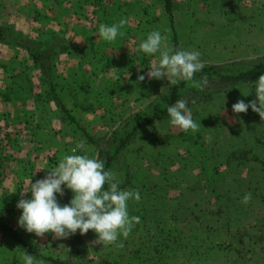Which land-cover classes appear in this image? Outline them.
<instances>
[{
	"label": "rangeland",
	"instance_id": "374dc122",
	"mask_svg": "<svg viewBox=\"0 0 264 264\" xmlns=\"http://www.w3.org/2000/svg\"><path fill=\"white\" fill-rule=\"evenodd\" d=\"M51 2V12L30 9L16 27L1 26L9 32L10 40H47L54 35L69 42L70 51L55 63L56 91L75 122L94 136L110 134L129 115L146 112L167 100L172 84L167 79L146 77L158 55L138 50L139 43L153 30L167 36L172 47L175 36L180 49L199 51L204 65L244 70L264 59V0H173V27L160 0H88L90 11L77 19L62 9L58 0ZM121 18L128 20L120 29L122 36L113 42L99 37L100 24L111 25ZM85 24L92 28L91 33L85 32L87 27L84 33L76 27ZM73 29L81 41L78 48L74 38L68 37ZM89 38L92 49L85 47ZM88 55L95 58V69L92 64L80 71L82 61L78 68L71 67L72 60ZM18 59L21 72L34 77L35 109L42 106L49 120L62 123L59 133L63 141L53 142L58 159L55 153L46 154L45 168L41 166L37 172V179H42L85 139L75 125L62 120L58 109L49 114L47 105L53 102L37 77L39 71L25 52L19 50ZM113 73L120 78L113 79ZM138 75H145V80L139 82ZM90 77L98 87L92 93L87 91ZM60 78L65 80L58 82ZM73 87L88 96L73 94ZM238 99L246 103L255 99L253 85L228 90L194 106L193 120L201 123L195 133L182 132L169 122L139 133L113 171L121 189L139 191L140 201L130 200L128 210L130 216L140 217V223L126 240L120 237L123 248L96 244L92 231L83 238L84 264H264V121L251 108L247 113H233L232 105ZM36 119L42 120L39 115ZM86 145L88 154L96 157L95 150ZM77 154L82 153L78 150ZM249 192L252 200L245 205L241 201ZM71 196L65 188V195L57 199L66 204ZM21 212L16 210L10 226L28 247L42 258L66 260L73 235L57 240L51 233L43 238L27 233L18 226ZM24 253L0 234V264H24Z\"/></svg>",
	"mask_w": 264,
	"mask_h": 264
},
{
	"label": "clouds",
	"instance_id": "9594fccd",
	"mask_svg": "<svg viewBox=\"0 0 264 264\" xmlns=\"http://www.w3.org/2000/svg\"><path fill=\"white\" fill-rule=\"evenodd\" d=\"M128 20L121 18L111 25L100 24L98 35L106 42H113L117 36L124 33L120 31ZM138 50L147 55H158L148 67L146 77L148 80L156 79L177 85L181 81L191 82V86L203 91L209 84L207 76L199 80L194 79L204 64L200 60L201 53L197 50L174 49L168 43V37L159 30L151 31L146 39L138 45ZM113 79H119L112 74ZM138 81L145 80V75H138ZM253 83L255 99L246 103L238 99L232 105L233 113H247L248 109L257 113L264 121V74L259 75ZM195 104L196 100L192 99ZM189 100L179 99L167 107L170 117L169 123L182 132L199 131L201 123L193 120ZM78 150L82 154H77ZM70 155H64L58 164L42 179L35 182L31 180L20 192V199L16 205L22 210L18 219V226L27 233H34L43 238L45 234H53V238L67 239L79 233L85 235L92 230L97 239L96 244L108 246L115 245L123 248L124 244L118 242L122 236L125 240L130 235L140 217L130 216L128 202L140 201L138 190L121 189L117 174L111 169H105V162L88 154L86 142L81 140L71 149ZM65 188L72 193L66 204H61L57 196L65 195ZM28 193L30 198H25ZM252 200V194L246 193L242 203L247 205ZM24 264H44L43 260H36L32 254L24 253Z\"/></svg>",
	"mask_w": 264,
	"mask_h": 264
},
{
	"label": "crops",
	"instance_id": "0c3cea01",
	"mask_svg": "<svg viewBox=\"0 0 264 264\" xmlns=\"http://www.w3.org/2000/svg\"><path fill=\"white\" fill-rule=\"evenodd\" d=\"M51 1L0 0V26L13 25L16 27L17 23L23 21V15L27 14L30 9L39 12L43 9L51 12L53 7ZM58 1L62 3V9L73 13L75 19L79 16L85 17L86 13L90 11V8L86 6L88 0ZM66 1L69 2L67 6L65 5ZM45 6L47 9H45ZM77 12L80 15H77ZM76 27L82 28L81 33H84L83 29L86 27L85 32H88V34L93 31L86 24L84 26L77 25ZM76 35L77 32L74 29L68 33V37L74 38V45L78 48L81 41L78 40ZM85 47H91L92 49L90 38ZM18 55V49L0 44V219L7 221L11 229L10 224H13L16 219V205L21 198L20 192L30 180L32 182L37 180V172L40 171V167L45 168L46 154H53L58 150L53 147V142L63 141V139H60L59 133L60 130L63 131V128H61L62 123L49 120L48 113L47 115L44 114L42 106L35 109L33 97L34 77L28 74L27 71L21 72L23 69L19 67ZM80 61L84 63V67L79 68L80 71L92 64L95 69L96 60L90 55L72 60L71 67L78 68ZM37 77L40 78V76ZM64 80L60 78L58 82ZM87 82H93L92 78H87ZM95 82L97 81L95 80ZM95 82L91 83L90 88L87 89L89 93L97 90L98 87ZM73 89L76 91L73 94L79 92V97H82V95L88 96L86 91L85 93L81 92L78 87H73ZM47 109L49 114L52 113L53 115L55 109L57 110L53 103L47 105ZM79 113H81V110ZM37 115L42 120L36 119ZM79 116L85 118L81 114ZM82 120L86 122L85 119ZM49 129L55 130L49 133ZM39 148L40 150H38ZM58 155L59 153H55L56 158ZM28 197H31L30 193L25 198ZM4 237L8 239L6 236Z\"/></svg>",
	"mask_w": 264,
	"mask_h": 264
},
{
	"label": "trees",
	"instance_id": "16d2710c",
	"mask_svg": "<svg viewBox=\"0 0 264 264\" xmlns=\"http://www.w3.org/2000/svg\"><path fill=\"white\" fill-rule=\"evenodd\" d=\"M165 14L167 15L171 27L174 25L173 20V0H160ZM48 39H22L19 41L10 40L9 32L0 26V43H7L15 46L19 50L25 52L27 60H29L33 68L40 73V81L46 85L47 95L54 103L58 111L62 114V120H68L75 125L80 131L85 141L95 150L96 157L105 162V169L113 171L122 152L129 146L139 135V133L147 128H151L156 124H163L170 121L167 113V107L175 103L179 99L189 100L188 107L192 109L194 106L206 103L212 98L228 90L238 89L242 87L252 86L259 75L264 74V59L244 70L231 69L223 65L206 64L204 68L195 74L194 79L199 80L207 76L208 86L200 91L191 86L189 81H181L177 85L169 87L167 100L162 105H154L146 112H136L126 118L119 129L103 136H94L87 132L82 126L78 125L74 118L63 105L56 91V83L54 81L55 63L61 54L70 51V46L64 38L54 35L48 36ZM173 48L180 49L176 37H173ZM195 99L196 103H191ZM92 230L85 235H81L79 230L73 235L68 243V257L66 260H58L53 258H42L40 254L31 250L26 242L13 231L7 221L0 219V234L6 236L12 243L22 249L25 253L32 254L35 258L43 259L48 264H84V256L86 245L83 240L88 237Z\"/></svg>",
	"mask_w": 264,
	"mask_h": 264
}]
</instances>
